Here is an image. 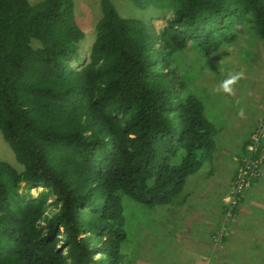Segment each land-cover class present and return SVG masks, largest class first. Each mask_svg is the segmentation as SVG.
Masks as SVG:
<instances>
[{"label":"trees","instance_id":"16d2710c","mask_svg":"<svg viewBox=\"0 0 264 264\" xmlns=\"http://www.w3.org/2000/svg\"><path fill=\"white\" fill-rule=\"evenodd\" d=\"M130 1L171 13L156 32L100 0L74 67L73 0H0V133L23 167L0 159V264H122L123 198L184 202L188 178L215 159L218 129L173 54L264 41V0Z\"/></svg>","mask_w":264,"mask_h":264},{"label":"rangeland","instance_id":"374dc122","mask_svg":"<svg viewBox=\"0 0 264 264\" xmlns=\"http://www.w3.org/2000/svg\"><path fill=\"white\" fill-rule=\"evenodd\" d=\"M111 1L121 16L143 18L156 32L171 13L169 9L139 10L130 0ZM73 2L75 19L84 32L78 57L71 62L79 67L95 39L101 8L100 0ZM247 39L222 46L209 56L194 46L174 52L172 65L186 80L187 92L202 104L217 129H225L217 132L216 139L226 149L216 146L218 162H205L188 178L184 192H190L184 202L146 207L123 198L122 264H264V145L257 177L232 197L241 147L264 111L259 113L264 107V41ZM226 117L234 120L229 124ZM245 127L250 132L247 137L232 136L233 128L240 132ZM0 159L23 168L1 133ZM41 189L33 186L30 191L35 196ZM87 234L83 229L81 236Z\"/></svg>","mask_w":264,"mask_h":264},{"label":"built area","instance_id":"2783aa9c","mask_svg":"<svg viewBox=\"0 0 264 264\" xmlns=\"http://www.w3.org/2000/svg\"><path fill=\"white\" fill-rule=\"evenodd\" d=\"M250 142L247 145L248 154L242 156L238 160V167L234 175L232 197L238 195L242 190H245L251 185V180L258 175L259 164L261 163V155H256V151L260 146L264 145V111L257 119L256 127L250 134Z\"/></svg>","mask_w":264,"mask_h":264},{"label":"crops","instance_id":"0c3cea01","mask_svg":"<svg viewBox=\"0 0 264 264\" xmlns=\"http://www.w3.org/2000/svg\"><path fill=\"white\" fill-rule=\"evenodd\" d=\"M263 109H264V107L260 109V112H259L260 114L262 113ZM260 114H259V115H260ZM259 115L256 114V115H254V116H255V117H256V116L258 117ZM245 117H246V116H245ZM226 119L229 121V124H230L231 121L234 120V119H232L231 117H228V118L226 117ZM248 119H249V120L251 119L250 121L254 120V119H252V117H249ZM238 127H239V125H238ZM220 130L223 131V130H225V129H224V128H222V129L219 128V129H218V133L220 132ZM248 132H249V130H248L247 127H245V128H243L242 130H240V132H239L237 129H234V128H233L232 136H233V137H238L239 134H240V135L245 134V136L247 137V135H249V133H250V132H249V133H248ZM218 133H217V134H218ZM234 134H236V135H234ZM232 136H231V137H232ZM235 139H236V138H235ZM232 143H233V142H232ZM237 143L239 144V142H237ZM234 144H235V143H234ZM235 145H236V144H235ZM216 146H218V147L220 146L221 148H223V151L226 149V146H224V145L220 144L219 142H217V139H216ZM235 147H236V146H235ZM235 147H234V148H235ZM224 152H225V151H224ZM221 154H222V157H223V156H224V153H221ZM216 162H218V161H217V158L215 157V159H214V161H213V164H215Z\"/></svg>","mask_w":264,"mask_h":264}]
</instances>
